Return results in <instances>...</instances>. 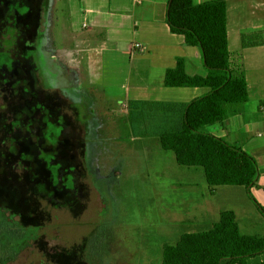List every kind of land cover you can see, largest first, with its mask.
I'll list each match as a JSON object with an SVG mask.
<instances>
[{
  "label": "rangeland",
  "instance_id": "obj_1",
  "mask_svg": "<svg viewBox=\"0 0 264 264\" xmlns=\"http://www.w3.org/2000/svg\"><path fill=\"white\" fill-rule=\"evenodd\" d=\"M241 1L231 21L251 29L261 11ZM10 4L16 35L0 31V211L13 227L0 232V263L28 240L10 232L17 223L39 231L12 264H161L165 244L204 230L224 209L236 211L244 234L264 236L256 188L210 187L202 168L179 166L156 140L131 135L102 58L78 41L82 0ZM236 189L241 198L224 196Z\"/></svg>",
  "mask_w": 264,
  "mask_h": 264
},
{
  "label": "trees",
  "instance_id": "obj_2",
  "mask_svg": "<svg viewBox=\"0 0 264 264\" xmlns=\"http://www.w3.org/2000/svg\"><path fill=\"white\" fill-rule=\"evenodd\" d=\"M10 3L0 0V31L12 39L16 31ZM166 21L173 34L183 35L187 45L201 49L207 75L190 76L186 60L178 58L176 66L166 72L165 87H198L208 89V93L191 102L128 101L131 135L156 140L164 151L174 153L179 166L202 168L210 187H239L247 193L260 188L257 160L238 144L208 131L210 126L225 125L236 106L249 99L243 56L228 47L226 0L201 5L194 0H167ZM241 44L242 48L264 46V30L242 33ZM39 52L30 50L29 57L42 67ZM250 198L264 217V206ZM10 223L0 211V232L8 225L13 227ZM17 225L18 230L10 232L28 240L20 243L15 256L0 264H12L35 242L38 229ZM2 253L0 246V256ZM260 254H264V236L244 234L235 210L225 209L204 230L184 233L174 244H165L161 264H247V259Z\"/></svg>",
  "mask_w": 264,
  "mask_h": 264
},
{
  "label": "crops",
  "instance_id": "obj_3",
  "mask_svg": "<svg viewBox=\"0 0 264 264\" xmlns=\"http://www.w3.org/2000/svg\"><path fill=\"white\" fill-rule=\"evenodd\" d=\"M209 1L214 0H194L196 5ZM246 1L261 11L251 29L247 28L248 22L231 21V8L239 12L243 2L226 0L228 47L230 52L243 56L249 99L236 106L235 114L225 125L210 126L208 131L232 140L257 160L260 188L256 190L264 197V133L260 134L264 128V46L242 48L241 44L242 33L264 30V0ZM166 14L167 0H82L85 34L78 41L82 47L98 52L105 64V86L125 109L128 101L142 97L191 102L208 93V89L198 87H165L166 72L176 66L178 58L186 60L185 69L190 76L207 75L201 49L187 45L183 35L173 34ZM138 44L141 48H136ZM74 46L75 43L70 44V50ZM242 193L236 189L225 191L224 196L241 198Z\"/></svg>",
  "mask_w": 264,
  "mask_h": 264
},
{
  "label": "built area",
  "instance_id": "obj_4",
  "mask_svg": "<svg viewBox=\"0 0 264 264\" xmlns=\"http://www.w3.org/2000/svg\"><path fill=\"white\" fill-rule=\"evenodd\" d=\"M136 48H141V46L138 44V45H136Z\"/></svg>",
  "mask_w": 264,
  "mask_h": 264
}]
</instances>
